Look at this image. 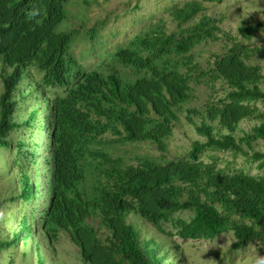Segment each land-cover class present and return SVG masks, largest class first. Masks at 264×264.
<instances>
[{
	"label": "trees",
	"instance_id": "obj_1",
	"mask_svg": "<svg viewBox=\"0 0 264 264\" xmlns=\"http://www.w3.org/2000/svg\"><path fill=\"white\" fill-rule=\"evenodd\" d=\"M68 1L0 0V149L10 153L3 171L16 169L19 184L0 199V259L6 250L12 262L19 242L27 244L33 232L52 251L64 233L82 264H181L175 235L211 241L231 233V252L256 243L264 254V176L226 172L214 155L209 162L202 158L207 150L230 151L264 166L262 152L242 147L264 141V109L257 105H264L257 61L264 42L234 40L204 65L195 49L218 39L220 21L204 13V1L185 0L168 8L172 29L158 18L85 66L72 50L77 29H57L68 19ZM261 31L264 20L238 27L244 39ZM219 82L221 95L186 108L204 140L165 159L168 138L196 86ZM242 119L258 123L236 137ZM42 131L47 153L39 159L34 147ZM130 142L154 145L159 158L130 162L114 154L117 143ZM41 185L39 204L34 199ZM9 201L15 203L9 209L16 206L11 234L3 224L11 221L3 213ZM180 211L191 215L175 216ZM148 225L168 238L173 258L147 233ZM35 248V264H45L39 242Z\"/></svg>",
	"mask_w": 264,
	"mask_h": 264
},
{
	"label": "rangeland",
	"instance_id": "obj_2",
	"mask_svg": "<svg viewBox=\"0 0 264 264\" xmlns=\"http://www.w3.org/2000/svg\"><path fill=\"white\" fill-rule=\"evenodd\" d=\"M185 0H69L67 3L68 19H65L58 25L57 29L71 27L77 29V34L73 40V53L79 59L82 57L85 66L93 65L100 57L104 50L111 49L116 45L125 42L132 35L142 31L155 22L158 18L166 21L169 29L173 28V22L168 17V8L173 4L181 3ZM206 5L204 13L217 18L221 31L218 33V39L209 43L199 45L196 50L197 59L204 65L207 60L212 59L213 54L221 50V45H230L232 41L238 40L245 44L258 45L264 42V31H261L249 39H244L238 33V27L264 20V0H202ZM65 23V24H64ZM64 24V25H63ZM94 29V33L91 29ZM261 66L262 78L259 86L264 90V56L257 58ZM38 77V74L36 75ZM222 83H215L211 88L209 85L199 84L196 86L192 100L184 105L183 110L179 113V120L176 122L172 135L168 138L167 149L164 152L165 159L174 158L184 155L194 140H204L195 130L193 123L188 121L185 116L186 108L200 107L207 98H215L223 93ZM1 92V81H0ZM34 102V100H32ZM259 109L263 110L264 105L258 103ZM31 106L24 108V112H28ZM40 116L43 115L41 111ZM22 117V116H21ZM18 116V118H21ZM194 121L198 122L199 118L193 116ZM258 123L256 119H242L239 121L234 134L236 137L242 135L245 131H249L252 125ZM36 132V129H30L28 132ZM39 136V145L34 147L39 159L41 155L47 152L44 144L47 142V132ZM19 134L18 130L12 133L13 137ZM38 138V137H37ZM244 150L252 154L253 152H262L264 154V141L257 140L251 143V146L242 144ZM0 199H8L12 191L19 189V184H15L13 178L17 177L16 169H13L9 175L3 171V165L10 153L0 149ZM115 155H121L124 160L137 162L141 156H153L159 158L160 152L156 150L154 145L148 142H130L117 143L114 148ZM216 157V167L222 168L226 172H234L243 170L255 176H264V166L260 165L259 160L244 157L242 154L234 155L230 151H204L202 158L209 162V155ZM33 155V153H32ZM39 161V160H38ZM4 176L5 178H2ZM41 182V181H40ZM42 183V182H41ZM14 186V187H13ZM44 191L42 185L34 199L36 203H41V193ZM12 202H5L3 213L10 220H4L6 233L11 234L17 226L12 219V215L16 206ZM24 203L19 200L16 204L21 207ZM26 204V203H25ZM29 205H26L28 208ZM37 210L40 209V206ZM190 211H180L175 216L189 218ZM19 215L15 216L18 220ZM166 230L174 231L171 223H164ZM149 235L156 238V241L162 245L163 250H167L168 258H173V252L166 236L158 233L151 225L146 227ZM3 234L0 233V236ZM177 242V250L181 254L183 262L181 264H250V261L258 253L257 244H249L243 251L231 252L229 244L233 240L231 233H224L216 236L213 240H192L183 239L179 236H173ZM39 242L40 253L43 256L45 264H82L77 248L68 237L60 232L58 239L54 244V251L45 246L41 240V235L33 232L31 239L27 244L19 242L16 248V254L12 262L10 255L4 250L3 261L1 264H35L36 248L35 244ZM27 251L25 255L22 251ZM176 257V255H174ZM0 259V260H2Z\"/></svg>",
	"mask_w": 264,
	"mask_h": 264
},
{
	"label": "clouds",
	"instance_id": "obj_3",
	"mask_svg": "<svg viewBox=\"0 0 264 264\" xmlns=\"http://www.w3.org/2000/svg\"><path fill=\"white\" fill-rule=\"evenodd\" d=\"M250 264H264V254L257 253L250 261Z\"/></svg>",
	"mask_w": 264,
	"mask_h": 264
}]
</instances>
